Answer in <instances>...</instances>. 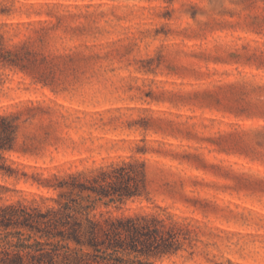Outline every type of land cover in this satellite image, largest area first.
<instances>
[{
    "label": "rangeland",
    "instance_id": "1",
    "mask_svg": "<svg viewBox=\"0 0 264 264\" xmlns=\"http://www.w3.org/2000/svg\"><path fill=\"white\" fill-rule=\"evenodd\" d=\"M1 56L0 205L136 160L142 195L96 207L177 223L154 264H264V0H0Z\"/></svg>",
    "mask_w": 264,
    "mask_h": 264
},
{
    "label": "trees",
    "instance_id": "2",
    "mask_svg": "<svg viewBox=\"0 0 264 264\" xmlns=\"http://www.w3.org/2000/svg\"><path fill=\"white\" fill-rule=\"evenodd\" d=\"M16 129L12 116L0 115V174L5 176L14 173L3 152L14 148ZM79 176L69 174L57 185L55 205H0V264H154L178 252L177 223L155 214L97 210V200L107 207L142 195V163L123 161L91 177Z\"/></svg>",
    "mask_w": 264,
    "mask_h": 264
}]
</instances>
